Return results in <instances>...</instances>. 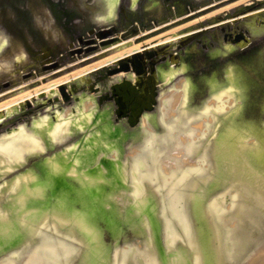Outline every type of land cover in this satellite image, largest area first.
Returning <instances> with one entry per match:
<instances>
[{
	"label": "bare ground",
	"instance_id": "1",
	"mask_svg": "<svg viewBox=\"0 0 264 264\" xmlns=\"http://www.w3.org/2000/svg\"><path fill=\"white\" fill-rule=\"evenodd\" d=\"M190 77L162 100L166 134L145 114L144 143L128 154L113 137L120 128L102 122L90 143L11 184L0 196V264H110L106 233L129 227L146 242L118 248L115 264H264V129L245 115L251 79L235 68L206 79L213 93L200 107ZM74 118L45 129L56 135ZM83 121L92 124L87 102ZM33 138L13 130L0 147L21 157Z\"/></svg>",
	"mask_w": 264,
	"mask_h": 264
},
{
	"label": "rangeland",
	"instance_id": "2",
	"mask_svg": "<svg viewBox=\"0 0 264 264\" xmlns=\"http://www.w3.org/2000/svg\"><path fill=\"white\" fill-rule=\"evenodd\" d=\"M229 68L251 79L245 115L264 129V0H0V141L24 129L39 143L21 157L0 147L1 200L30 168L90 143L102 122L120 128L113 137L128 154L144 143L145 114L166 134L163 98L191 76L203 107L207 80L224 82ZM86 102L92 124H78ZM68 116L58 134L45 129ZM126 231L106 233L110 264L118 248L144 247L146 233Z\"/></svg>",
	"mask_w": 264,
	"mask_h": 264
},
{
	"label": "snow or ice",
	"instance_id": "3",
	"mask_svg": "<svg viewBox=\"0 0 264 264\" xmlns=\"http://www.w3.org/2000/svg\"><path fill=\"white\" fill-rule=\"evenodd\" d=\"M2 220H3V218H2V217H0V222H2Z\"/></svg>",
	"mask_w": 264,
	"mask_h": 264
}]
</instances>
